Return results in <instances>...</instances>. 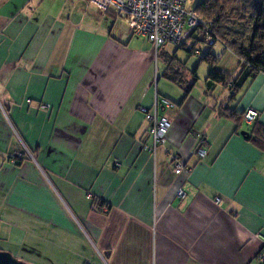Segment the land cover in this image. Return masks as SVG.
Returning a JSON list of instances; mask_svg holds the SVG:
<instances>
[{
    "label": "crops",
    "instance_id": "crops-1",
    "mask_svg": "<svg viewBox=\"0 0 264 264\" xmlns=\"http://www.w3.org/2000/svg\"><path fill=\"white\" fill-rule=\"evenodd\" d=\"M49 2L0 0V251L27 264H260L264 144L221 112L253 108L264 129V71L243 69L232 97L207 62L198 75L200 57H156L145 38ZM216 68L242 71L238 58ZM161 97L175 107L158 111L171 127L152 155L138 107Z\"/></svg>",
    "mask_w": 264,
    "mask_h": 264
},
{
    "label": "built area",
    "instance_id": "built-area-1",
    "mask_svg": "<svg viewBox=\"0 0 264 264\" xmlns=\"http://www.w3.org/2000/svg\"><path fill=\"white\" fill-rule=\"evenodd\" d=\"M87 5H93L103 14L111 13L124 21L132 35L142 37L150 45V52L157 57L160 50L183 49L193 55L202 57L198 45L212 47L218 39L212 35V21L198 15L193 9L191 0H82ZM231 82H228L230 87ZM48 106V105H46ZM175 103L165 97L156 99L150 107L139 106L138 111L148 122V134L151 144H142V149L152 155L167 142L171 124L166 116H159L160 108L173 109ZM259 117V112L247 108L243 114V122L251 124ZM206 152L198 150L199 158ZM173 172L179 174L184 166L177 154L171 156ZM119 166L118 162L115 163ZM177 195L184 197L179 190ZM216 204L221 199H214ZM264 244V235H258ZM259 259L263 258L260 254ZM90 264V263H86Z\"/></svg>",
    "mask_w": 264,
    "mask_h": 264
},
{
    "label": "trees",
    "instance_id": "trees-1",
    "mask_svg": "<svg viewBox=\"0 0 264 264\" xmlns=\"http://www.w3.org/2000/svg\"><path fill=\"white\" fill-rule=\"evenodd\" d=\"M192 6L198 15L212 21V35L218 39V42H221L228 50L233 52L239 60L242 71L239 77L235 79L231 74H225L217 70V60L210 53V49L200 58V61L207 62L211 68L208 78L229 88L232 97H234L243 84L242 79H240L243 75V69H247L248 76L264 71V0H200L196 5L192 4ZM104 15L116 18L111 13ZM231 21H240L245 24L251 23L252 34L250 38L246 40L244 37L242 39V37L232 36L233 33L227 27ZM160 53L168 52L160 50L157 56ZM163 57L167 61L165 77L171 81L175 80L170 74L174 58L167 54H164ZM193 78L195 79V76ZM229 81L231 82L230 87L227 85ZM244 111L237 114L235 110L224 108L221 113L225 117L233 118L241 124ZM246 125H252L251 130L247 133V138L262 146L264 144V129L257 124V120ZM260 254L263 255L260 264H264V248L259 252Z\"/></svg>",
    "mask_w": 264,
    "mask_h": 264
},
{
    "label": "rangeland",
    "instance_id": "rangeland-1",
    "mask_svg": "<svg viewBox=\"0 0 264 264\" xmlns=\"http://www.w3.org/2000/svg\"><path fill=\"white\" fill-rule=\"evenodd\" d=\"M54 1L55 2H52V3L49 2V5L47 4V6L50 7V10L55 11L56 9H58V6H61V5L65 6L64 15L66 17L70 16L72 20L79 19L81 15H83L84 11H86L87 13H86V16L83 22V25L85 27L95 29L96 26L97 27L99 26V27H103L104 29H106L107 27L108 29H110V26L112 25L111 31L113 34L118 32V30L120 31V30L125 29V31L127 32L129 36L131 37L134 36L131 34V32L128 29H126L124 21H122L119 18H116L115 21H112V19H108L109 17H104L105 15L101 11H99L96 7H94L93 5H87L82 0H54ZM199 1L200 0H193V3L196 5ZM100 20H102V23L99 22ZM227 27L230 30V32L233 33L232 36H238L237 38L242 37L243 39L244 37L246 40H248L252 34V24L251 23L245 24L240 21H231V23L228 24ZM133 38L136 39V37H133ZM203 47H205L203 44L198 45V49L199 48L201 49ZM210 49H211V54H213L214 56H217L218 57L217 59H219V62L218 61L216 62V67L224 66L225 69H228V70H233L236 67L237 58L230 52L227 55H225L224 59L221 60V55H222L221 51H224L225 49L224 45L221 42L214 44L213 47H210ZM179 51H180V55H182V60H184L185 58L184 55L187 54V56H190V54L184 51L183 49H179ZM189 60L194 61L195 58L191 57ZM206 67H207V64L205 62H200V66L198 67V70H197L198 75L200 74V76H202L206 71ZM159 76H160V79H162L161 83L166 81L164 79L165 77L162 76V74H160ZM242 128L247 129L249 128V126L242 123Z\"/></svg>",
    "mask_w": 264,
    "mask_h": 264
},
{
    "label": "water",
    "instance_id": "water-1",
    "mask_svg": "<svg viewBox=\"0 0 264 264\" xmlns=\"http://www.w3.org/2000/svg\"><path fill=\"white\" fill-rule=\"evenodd\" d=\"M241 135H247L245 131H241ZM0 264H27L21 260L16 259L7 251H0Z\"/></svg>",
    "mask_w": 264,
    "mask_h": 264
}]
</instances>
